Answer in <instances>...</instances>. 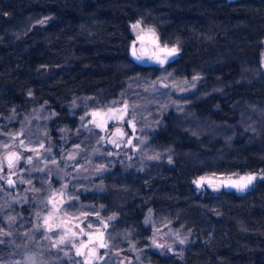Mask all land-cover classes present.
<instances>
[{
  "label": "trees",
  "instance_id": "obj_1",
  "mask_svg": "<svg viewBox=\"0 0 264 264\" xmlns=\"http://www.w3.org/2000/svg\"><path fill=\"white\" fill-rule=\"evenodd\" d=\"M136 21L179 54L165 65L136 62ZM263 40L264 0H0V132L26 119L32 126L43 109L56 147L68 134V144L91 149L99 135L81 127L89 110L156 96L140 115L141 123L155 115L140 155L108 159L91 184H74L68 206L110 217L109 264H121L130 244L140 252L134 264H264V178L243 193L198 191L193 182L206 173H264ZM171 78L189 80L192 90L160 86ZM149 210L190 233L182 253L148 246ZM7 256L1 245L4 264Z\"/></svg>",
  "mask_w": 264,
  "mask_h": 264
},
{
  "label": "rangeland",
  "instance_id": "obj_2",
  "mask_svg": "<svg viewBox=\"0 0 264 264\" xmlns=\"http://www.w3.org/2000/svg\"><path fill=\"white\" fill-rule=\"evenodd\" d=\"M131 31L130 56L140 64L165 65L179 54L177 46L162 44L153 27L136 21L131 24ZM143 44L149 46V53L141 52ZM261 65L264 68V48ZM159 84L175 94L193 88L187 79L171 78ZM160 86L154 87V90H160ZM155 98L150 95L140 102L118 98L106 107L89 110L82 118L81 127L90 132L89 135L94 136L95 132L99 135V145H96L97 140H93L96 146L91 149L81 143L68 144L72 140L68 134L61 135L60 145L56 147L41 125V118L45 116L43 109L35 112L39 120L32 126L26 119L24 127L9 134L0 132V243L7 248L8 256L5 258L8 264H50L56 260H63L66 264H109L108 260L114 257L108 238L110 217L99 210L79 211L68 206V203L77 199L74 184H91L97 174H102L108 168V159L122 161L140 155L148 140L150 123L155 117L150 113L145 116L148 123H141L140 115L144 113L142 111L147 102H153ZM116 128L123 130V136L115 135ZM12 150L18 151L21 156L9 167L4 156ZM248 176L254 177L251 183L243 179ZM263 178V171L257 170L206 173L196 177L193 182L198 191H205L209 185L215 184L219 189L243 193ZM35 191L38 197L34 196ZM30 192L33 199H29ZM38 192H41L40 196ZM9 206L15 208L11 207L15 211L14 216L6 211L5 208ZM25 206L29 208L28 215L23 213ZM145 222L152 228L150 248L159 252L182 253L190 239L187 230L156 222L150 210ZM18 233L17 240L6 239ZM61 238L63 243H59ZM90 247L95 249L93 256L88 253ZM127 249L122 253L123 259L118 258V261L121 264H134V260H139L140 252L131 244ZM122 250L118 248L115 251ZM0 264H4L1 258Z\"/></svg>",
  "mask_w": 264,
  "mask_h": 264
},
{
  "label": "water",
  "instance_id": "obj_3",
  "mask_svg": "<svg viewBox=\"0 0 264 264\" xmlns=\"http://www.w3.org/2000/svg\"><path fill=\"white\" fill-rule=\"evenodd\" d=\"M140 50L144 54H147L150 51L149 46L147 44L141 45ZM114 133L118 137L123 136V134H124V132H123V130L121 128H116L114 130ZM20 156H21V154L18 151L12 150V151H9V152H7L5 154L4 159H5V162H6L7 165H9V159H11V162H12V165H13L14 162L20 158ZM208 189L215 191V190H218L219 187L217 185H215V184H211V185L208 186ZM88 253H89V255L93 256L94 253H95L94 247H90L89 250H88Z\"/></svg>",
  "mask_w": 264,
  "mask_h": 264
},
{
  "label": "snow or ice",
  "instance_id": "obj_4",
  "mask_svg": "<svg viewBox=\"0 0 264 264\" xmlns=\"http://www.w3.org/2000/svg\"><path fill=\"white\" fill-rule=\"evenodd\" d=\"M41 23H43V21H41ZM173 52H175V50H173ZM29 162H30V161H29ZM11 166H12V162H11V159H9V167H11ZM243 179H246V182H247V183H251V181L254 179V177H252V176H248V177L243 178ZM8 183L11 184L12 181L9 180ZM243 186H246V184L243 185ZM45 224H46V225L48 224V220H47V219L45 220ZM49 230H51V226H50V225H49ZM59 243H63V238H61V240L59 241ZM101 246H103V245H101ZM78 254H80V253H79V250H78Z\"/></svg>",
  "mask_w": 264,
  "mask_h": 264
}]
</instances>
